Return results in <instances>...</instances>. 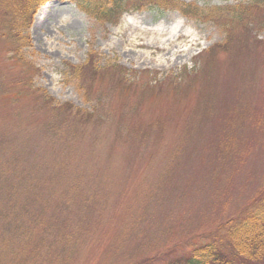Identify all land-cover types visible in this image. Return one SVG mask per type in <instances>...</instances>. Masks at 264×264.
<instances>
[{
  "label": "rangeland",
  "instance_id": "1",
  "mask_svg": "<svg viewBox=\"0 0 264 264\" xmlns=\"http://www.w3.org/2000/svg\"><path fill=\"white\" fill-rule=\"evenodd\" d=\"M32 4V69L0 8V264L162 262L209 243L264 184V27L222 50L219 28L177 10L102 24L75 0Z\"/></svg>",
  "mask_w": 264,
  "mask_h": 264
},
{
  "label": "trees",
  "instance_id": "2",
  "mask_svg": "<svg viewBox=\"0 0 264 264\" xmlns=\"http://www.w3.org/2000/svg\"><path fill=\"white\" fill-rule=\"evenodd\" d=\"M83 13L92 16L98 23L114 24L119 17L133 8L134 11L158 9L177 10L183 17L197 22L210 23L219 28L225 36L220 49L233 41L236 27L245 28V38H249L252 27H264V0L239 1L232 6L198 8L179 3L177 0H75ZM33 0H0L2 36L7 37L12 46V57L25 67L32 69L25 59L23 50L28 46L26 37L32 15L29 10ZM129 6V8H128ZM247 49L255 46L245 43ZM224 50V49H222ZM88 61H91L89 59ZM91 69V66H89ZM95 74V70L92 72ZM239 187V186H238ZM220 223L209 243L193 247L187 254L174 260H147L142 264H251L264 255V184L260 194L235 217ZM224 220V221H223Z\"/></svg>",
  "mask_w": 264,
  "mask_h": 264
}]
</instances>
